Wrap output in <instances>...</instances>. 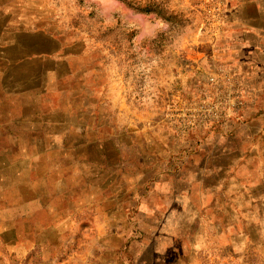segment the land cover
Returning <instances> with one entry per match:
<instances>
[{"label": "rangeland", "instance_id": "374dc122", "mask_svg": "<svg viewBox=\"0 0 264 264\" xmlns=\"http://www.w3.org/2000/svg\"><path fill=\"white\" fill-rule=\"evenodd\" d=\"M0 264H264V0H0Z\"/></svg>", "mask_w": 264, "mask_h": 264}]
</instances>
